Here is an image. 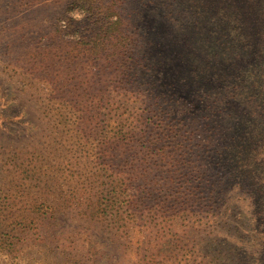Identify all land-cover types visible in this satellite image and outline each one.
I'll use <instances>...</instances> for the list:
<instances>
[{"label": "rangeland", "instance_id": "1", "mask_svg": "<svg viewBox=\"0 0 264 264\" xmlns=\"http://www.w3.org/2000/svg\"><path fill=\"white\" fill-rule=\"evenodd\" d=\"M197 75L264 85V0H0V264H264V88L198 133Z\"/></svg>", "mask_w": 264, "mask_h": 264}, {"label": "trees", "instance_id": "2", "mask_svg": "<svg viewBox=\"0 0 264 264\" xmlns=\"http://www.w3.org/2000/svg\"><path fill=\"white\" fill-rule=\"evenodd\" d=\"M193 72H194V70H193ZM216 75L217 74H213L212 77L214 78ZM226 77H227V81H229V82H224V84L221 87H219V85H217L216 81L213 80V78H212V80L215 83V86H214L215 90L212 89L206 94V96L209 97V100L207 99V101H205L204 104L198 103V102H194L193 103V100L196 101V100H198L201 97V95L204 96V94H202L201 91H199V90L196 91L195 90L196 89V84H198L196 81H200L202 79L201 76L197 75L191 81V82H195V88L194 89L186 90V87H188V83L182 81L183 79L180 80L176 84L178 88L183 87L185 89V90H182V91H184L186 94H188V96L190 97V104H192V107H194V110H195L194 112H189L188 114H184L183 118L185 119V121H187V119H188V121L190 120L191 122H194V124H193L194 129L196 131H198V133H199L200 128L201 129L203 128V129H205L208 132H211V131L213 132V129H214L213 123L215 122V116L214 115L216 113H220L221 111L224 110V111H226V115L228 116V118L230 116H233L234 112L237 110V107H236L237 103H240V102L248 103V101L252 102L250 100V98H254L255 100H254L253 104L260 106L258 104V102L263 100V95L260 93V90H262L264 88V85L258 86L257 88H256V86L251 87V85H248L246 83L241 82L239 80V78H237L236 76H226ZM227 84H230V86H228ZM250 87L252 88V90L250 89ZM234 97H235V99H234L235 104H233L234 106L233 105L229 106L230 103H229L228 98L231 99V98H234ZM172 99L173 98L169 97L168 102L171 101ZM175 102H178V100H175ZM184 103L185 102H178L179 107H182V105H184ZM224 105L227 108H230V109L226 110L227 108L226 107L224 108ZM184 107H187V104ZM210 117H212V118H210ZM231 124H232L231 121H226L225 123H223L221 125L230 126ZM220 130H222V128H220ZM235 149H239V148H235ZM222 150H224V149H222ZM208 151L211 152V153L214 152L213 157H211V158H215L216 162H218L221 150L220 149L219 150H216V149L215 150L214 149L211 150V149H209ZM225 151H227V153L229 152L228 150H225ZM234 151H236V150H234ZM243 152H244L243 150H242V152H241V150H238V151L235 152L236 160L234 162L237 163V167L239 169H242V172L245 173V175H246L247 167L252 168L253 166L250 165V164H246L245 163L246 159H245V155H243ZM260 154H261V158L264 160V154L261 153V152H260ZM222 157H224V152L223 151H222ZM263 160H261V161H263ZM250 171L253 172V173L255 172L254 169H252ZM240 174L241 173H239L237 170L235 171L234 175L237 176V178H238L237 181H239V179H241V175ZM242 181H243V179H242ZM254 193H253L254 194L253 197L255 198V196L257 194V190H255ZM116 208H117L116 216L119 217L120 216L119 209L121 208V206L117 205ZM253 210L255 211V214H256V217H257V214H258L257 208L253 209ZM258 210H260V207H258ZM257 221H258V219H257ZM258 222H259L260 225L264 224V218L260 216ZM220 235L222 236L223 232H221ZM218 236L219 235L217 234L215 236V238H217ZM243 247L244 246L242 244L241 249ZM239 250H240V247H239ZM262 255H263V253H262Z\"/></svg>", "mask_w": 264, "mask_h": 264}]
</instances>
